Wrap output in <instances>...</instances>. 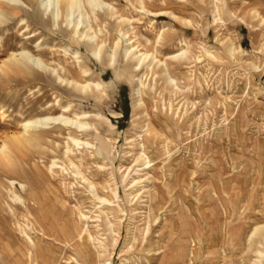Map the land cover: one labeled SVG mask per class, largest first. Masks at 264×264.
Segmentation results:
<instances>
[{
  "label": "rangeland",
  "instance_id": "rangeland-1",
  "mask_svg": "<svg viewBox=\"0 0 264 264\" xmlns=\"http://www.w3.org/2000/svg\"><path fill=\"white\" fill-rule=\"evenodd\" d=\"M23 1L1 4L0 63L24 49L55 72L0 71V143L61 105L89 128L0 159V264H264V0H80L56 19Z\"/></svg>",
  "mask_w": 264,
  "mask_h": 264
},
{
  "label": "bare ground",
  "instance_id": "bare-ground-1",
  "mask_svg": "<svg viewBox=\"0 0 264 264\" xmlns=\"http://www.w3.org/2000/svg\"><path fill=\"white\" fill-rule=\"evenodd\" d=\"M38 2H39V6L41 7V10L43 12L50 13V15L53 17V19H56L57 16L61 15L62 11L65 12V17L68 16L70 14V12L75 7H77L79 5L80 0H38ZM86 2L88 3V5L90 6V8L92 10H94V8L96 6L103 4L98 0H86ZM1 4H6V5L10 6L8 8H11L14 10H16V9H19V10L22 9L23 10V7L26 6V4L23 0H0V23L5 21L7 19V17L9 16L8 12H6L7 9L1 8ZM13 13L10 15H13ZM79 24L80 23L77 22L71 26V29H72L74 36H75V40L78 42L79 41H85L86 45L89 46L92 54L97 55L98 56L97 58L99 60H101L100 52H101V48L103 47V45L101 43L99 44V42H96L93 39V36L87 35L86 34L87 31L86 32L84 30L80 31L78 28ZM85 29H86V27H85ZM124 41H125V46L123 48L124 53L127 55H130V57L134 58L137 61V64L142 63L145 59L147 60V58L151 57V55H149V54L137 51L136 46L133 47L130 44L131 42H129V39L126 38ZM118 42H119V40L115 41L114 47H117V45L119 44ZM114 49L115 48H113V49L111 48L109 51L106 50L108 52H107V54L106 53L105 54L108 56L114 55V53H115ZM65 50H66V48H65ZM75 54H77V51L73 52V55H75ZM21 65H24V67L26 68V71L21 68ZM32 67H35L39 71H47L48 70V71H51L50 73L55 72V69H53V67L50 69V67L44 61H42L40 57H38V56L30 53L28 50H24V49L10 52L9 54H7L6 58L4 60H2L0 63V71L1 72H4V70H7V71L10 70V71L14 72V74H16V75L17 74H19V75L29 74L30 75V69H32ZM163 67H165V66H163ZM84 72H86V71L84 70ZM55 75H56V78L58 80H60L61 82H65L66 85H69L73 90H79V91L84 90L85 91V90L89 89L91 91V89H92L91 86H94L95 88H99L98 82H93V83H91L90 81L78 82L77 80L72 79V78L67 79V77L66 78L64 77L65 79L64 78L62 79L60 77L62 74L59 76L57 73H55ZM61 82H60V84H61ZM136 103L137 104L141 103L140 99H138V101ZM60 109H61V113H58L56 115L44 114L41 116H34V117H29L26 119L18 120L16 123V126L19 127V130H17L16 133L11 135V137H9V139L4 138L3 140H1V143H0V159H2V158L7 159L8 155L11 152V148H13V149L14 148H20L23 145H32V146L42 145L44 143L43 137H42L43 134H46L49 132L46 129V127L48 125L56 126L58 128H65V129H68L69 131H71L73 133L75 131L80 132V131H83V130L89 128L87 126V122L81 120V118H85L87 116L83 112H79V113L74 112V113H72V115L69 116L68 113L67 114L64 113L68 110L67 105H61ZM2 114H3L2 111H0V116ZM72 135H74V134H72ZM68 140L75 146H79L81 144H84V145L88 144L85 141L79 140L78 137H75V136H69ZM64 151H65V154L70 153L72 151V148L66 144ZM51 164L54 165L55 163L52 162ZM9 184L13 186V185L18 184V183H17V181L15 182L14 180H10ZM19 187L23 188L24 185L19 183ZM90 187L92 189L93 194L96 196V198L100 199L101 201L107 200V199H103L102 197H99L100 196L99 194H98L99 196H97L95 194L97 190H96V187L94 185H90ZM15 198L18 199V196H15ZM262 232H264V223L259 224V225L256 224V226H254L252 228V230L248 236V240H251L252 238L259 236ZM263 240H264V237H263ZM83 254L86 256H89V251L86 249L83 252ZM257 254H258V256L256 258V261L259 260V258L261 256V252L258 251Z\"/></svg>",
  "mask_w": 264,
  "mask_h": 264
}]
</instances>
